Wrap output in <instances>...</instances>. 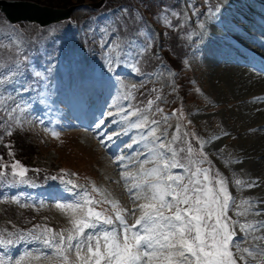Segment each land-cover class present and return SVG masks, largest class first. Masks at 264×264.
<instances>
[{"label":"rangeland","instance_id":"rangeland-1","mask_svg":"<svg viewBox=\"0 0 264 264\" xmlns=\"http://www.w3.org/2000/svg\"><path fill=\"white\" fill-rule=\"evenodd\" d=\"M36 1L63 8H67L71 4H78L79 6L81 3H90L89 0ZM100 1L97 0V2ZM135 1L139 2L138 0ZM180 1L183 4L181 16L183 26L189 27L188 30L182 31V39L189 42L192 48L190 56L183 64L182 73L191 78L188 85L189 91L185 93L184 87L180 89L177 86L180 80L176 79L174 71L169 67L158 68L154 73L148 74L151 79L162 84L164 91L167 92L164 103L156 106L163 111L153 110V115L157 117L158 121H163L165 116L169 117L166 124L162 122L159 126L153 125L151 111L143 114L140 113L138 119L144 115L148 118L142 129H130L128 127L130 123L134 122V116L127 114L126 120L121 121L119 119L124 115L129 99L133 96L136 98V93L132 95V90L134 88L143 89L146 85L142 83V75H138L130 69L120 67L119 64L111 72L109 70L105 72L99 67L98 63L91 58L92 52L95 49L101 50L98 46L99 39L86 42L84 40L83 42L86 43V46L82 43L69 50L71 53L70 57L77 63L75 69L70 64L66 68H62L58 58L55 56L50 57V54L47 58L52 64L28 66V69L32 71L31 79L26 73L22 61L0 69V75H3L13 68V66H19V70L15 76H7L3 81H0V115L8 114L9 118L14 122L20 120L22 126L19 127L25 129L28 136L27 140L31 142L37 155L32 161H36L39 166L36 168L38 172L42 171L44 173V177L41 180L45 179V183L43 184H33L27 181V179L24 182L6 185L0 190V228L1 226L8 227L7 224L9 222L13 224L10 215L18 218L20 222H28L34 212L36 215H43L42 224H39L31 232H28L23 240L18 238L19 235L17 233H15L14 237H3L0 235V241L5 242L0 243V256L5 258V264H84V259L90 256V253L81 252L80 257H77L74 252H66L65 255L68 256L67 262L60 259L54 243L63 237L64 243L67 244L69 236L72 237V243L75 244L77 239H83L86 235L96 234L100 237L101 241L100 252L101 254L105 253L107 249L103 243L104 231L98 228V226L83 228L82 233L78 230L77 221L88 219L91 223L97 225V220L89 218L86 214L88 203L93 207L94 211L104 214L103 219L110 217L113 220L115 215H120L124 217L127 224L132 228L131 224L143 214L144 210L140 206L153 203L152 200L144 199L143 196H139L133 202L132 193H138L139 189L157 183L158 176L160 175L157 171H153L157 169L158 165L151 159L152 149L147 141L154 142L156 137L163 138L165 130H167V140L165 141L164 149H160V151L165 152L166 156H170L171 153H167L166 150L171 146L176 152L175 158L180 162L182 153L177 148L181 141L184 142L185 127L177 118L175 110L178 108L179 100L182 98L181 93L186 95L183 102V108L187 111L186 121L189 125L195 127L203 148L208 154L207 164L201 168L208 170V180H203L204 173L198 171L201 170L199 169L201 165L194 163L192 157L187 162H180L186 166L185 171L181 173L182 176L187 181L189 176L196 173L194 179H200L213 190L219 189L220 182L223 181L224 188L236 200L237 205L233 207L231 201H229L228 208L224 210L227 218L230 221L238 220L241 225L246 221L256 219L253 214V209H255L253 202L257 198L259 201H262L264 196V172L262 171L264 167V121L263 115L260 117L262 121H253V119L256 116L257 107H260L255 104L263 100V94L254 95L246 99L240 98L249 93V89L254 86L258 77L263 78V76L260 75V72L258 74L256 71H252V67H245L241 63L235 64V61H233V58L237 59L240 57L238 55H243L241 51L246 56L248 55L241 47H239L240 52L233 49L237 47L235 44L237 38L230 36L227 38L220 30L223 29L222 26H226L236 36L240 35L235 26L241 24V22L234 20L235 23L232 26L230 24L233 21V16L237 15L229 14L232 13V8H230L226 17L223 16V10L226 7L225 0ZM231 1L235 2L233 7H247L242 2L248 0H226V3ZM260 1L264 2V0ZM127 2L132 1L104 0L103 4L96 7L103 9L100 10V13L97 12L99 13L97 16H95L93 11H87L86 8L79 6L73 11V16L69 19L68 23L66 22L63 25L62 30L76 32L77 36H80V42H82L83 39L90 36V31L93 30V25H95L94 32H104L103 37L106 41H114L124 49L132 40L136 41V38H133L132 35L137 37L138 33L142 31L144 35H139L141 41L140 43H135L134 51L144 48L151 39L154 46L148 49V53L144 58L149 53L154 56V48L159 39H156L155 43L154 35L145 24L141 23L140 18H132L139 16L132 10H128L127 16L126 14L122 15L119 13L116 17L118 11H121L123 8L122 4ZM107 3L112 4L106 6ZM243 11L244 16H246L244 8ZM252 11L255 14V17H251L252 22L248 25L244 24L246 29L249 27L250 35L242 37L244 40L253 41L249 43L250 45H247L248 47L253 45L257 52L264 55V11L263 8L256 9V11L251 9L247 15H252ZM175 14V10H167L155 20L157 22L155 24H157L158 30L161 32L160 38L164 37L163 46L166 43L171 45L178 33V29L175 33L173 29H167L171 26ZM238 15L242 16V14ZM222 17L224 18L222 19L223 21L221 20L222 26H220L218 19ZM113 18H115V22L109 23L108 21H111ZM2 20L3 16L0 13V23ZM201 24L204 25L203 28L200 27ZM215 25H218L221 33L212 31ZM50 26H46L47 32L41 39L47 40L51 38L54 28ZM164 26H166L165 30L162 29ZM33 27L28 25L24 30L31 31ZM210 27L212 32L210 31ZM115 29L120 30L113 32ZM119 32H129L131 35L119 37L117 36ZM84 33L87 36H84ZM3 38L8 44H17L21 48L25 46L24 38L18 34L6 32ZM73 39L70 37L69 40ZM243 42L244 44L240 43L242 46L248 44L245 41ZM53 47L55 46L46 45L45 48L50 53ZM114 49H112L111 53H113ZM116 50L118 51V49ZM232 52L237 56H233ZM5 54V51L2 52L0 59H4ZM108 54L110 55V53ZM116 54L114 53V55ZM248 58L252 57L248 56ZM147 59L149 61L152 60L151 56ZM253 59L260 61L255 58ZM243 61H246V58L241 57L240 62ZM29 63L30 60L27 61V64ZM261 64L263 66V63ZM106 65L107 63L104 59L103 66ZM237 65L239 66L237 67ZM238 68L242 70L250 69L248 73H243ZM252 69L254 70V68ZM99 70L102 71V75ZM97 71H99L100 75H98V79L102 78L101 91L98 92L96 85L92 84L89 87V93L85 94L82 78L93 76ZM37 72L41 73V76H35L34 74ZM93 79V77H90L89 81H93ZM29 84L34 85L38 89L42 100L45 102L44 106L48 110L47 117L49 119L41 115L43 107L41 108L30 102V100H33V91L30 89ZM133 85L135 87H132ZM56 87H60L62 93L61 91H55ZM198 89L199 91H197ZM53 92L52 96L54 97L50 99L49 96ZM96 95H99L97 99L99 100V104L96 107L98 121L103 119L104 125L108 120V113L111 112L114 115L109 120L113 121L110 128L107 126L96 133H85L69 125L68 127H59L58 123L60 119L63 118L69 122L67 118H69L71 106L84 104L92 108L96 103H92L90 99ZM55 98H63L65 104L62 106L55 105L53 103ZM252 100H254V103ZM122 107L124 108L123 112L120 111ZM102 113L106 115L101 116ZM48 120L51 122H48ZM236 122H238V125H241L240 128H237ZM99 125L102 126L101 124ZM243 127L247 128L243 129ZM116 128H122L127 134H130L131 140H125L127 134H121L123 138H115L109 141L105 134L111 129L114 131ZM151 128H155L156 130L147 136V141L135 142L141 140V132L148 133ZM231 128L232 132L228 133L222 139L220 145L216 146L217 134L222 130H225L224 132L226 133ZM98 137H101V143H96L95 140H98ZM173 137L176 139L173 140ZM104 140H107L106 145L102 143ZM117 141H123L124 145L121 149L125 152L130 142L132 144L136 143L138 150L129 154V156L135 153H139L140 156L138 158L135 157L133 162L123 160L124 162L121 163V156L117 157L121 149L115 154V157L107 149V146H112ZM254 149L255 152H252ZM144 153L145 156L142 158V154ZM245 154L250 156V160L240 163L243 161L239 160L238 157L241 155L240 157L245 159L246 156H243ZM254 154L260 161H257L255 157V160L252 159ZM146 155L149 158V162L141 163V161L145 160ZM126 158L125 160H128L127 156ZM7 160H14V156L8 157ZM159 167H163V164L159 165ZM72 169L78 170L80 173ZM212 171L218 177L217 187L210 181V173ZM179 172H181L180 168L171 169L172 174ZM254 176H259V178H256L259 186L248 188L247 185L253 181L252 178ZM236 180H240L241 183L237 185L235 183ZM57 194L61 196H56ZM222 195L223 193H221ZM77 205H82V207H77ZM25 212H29L27 213L29 216L21 218V215ZM165 214L172 215L173 212L166 211ZM251 227L252 225L249 224L248 228L250 229ZM49 228H52L56 234L49 236ZM118 230L117 239L119 242L122 233ZM9 231V229L5 230V232ZM239 233L242 234L239 235ZM246 235H248V231L242 232L240 226H237L234 240L242 243ZM36 237H39V239ZM45 238L49 240L55 238V240H53V243L46 244L44 242ZM9 239L12 240V244L10 245L6 243ZM94 259L95 257H93ZM101 264H105V262L102 260ZM151 264H163V261L153 257ZM238 264H242V262H238Z\"/></svg>","mask_w":264,"mask_h":264},{"label":"snow or ice","instance_id":"snow-or-ice-1","mask_svg":"<svg viewBox=\"0 0 264 264\" xmlns=\"http://www.w3.org/2000/svg\"><path fill=\"white\" fill-rule=\"evenodd\" d=\"M121 12L127 14L128 9L122 8ZM132 18L139 19V17ZM200 27L203 28L204 25L201 24ZM138 34L144 35L142 31ZM135 43V40H132L125 52L121 45L116 44L114 41H106L103 36L100 37L98 46L106 53L105 60L110 72L118 64H123L126 58L136 61L144 52L154 46L150 39L144 48L134 52ZM113 48L118 49L117 54L109 55L108 53H111ZM18 70V65L13 66L8 72L0 75V81H3L7 76H15ZM34 75L39 77L41 73L37 72ZM132 87H135V85ZM260 102L264 103V100ZM120 111L123 112L124 108L122 107ZM137 111H131L128 115L135 116ZM157 111L162 112L163 110L157 108ZM109 115H112V113L110 112ZM119 119L121 121L126 120L127 115H123ZM147 119V116L144 115L130 123L128 127L130 129H142ZM168 119L169 117L165 116L163 121L153 120L152 124L155 126H159L162 122L166 124ZM112 122L109 121V123ZM98 123L103 125V119ZM155 130V128H151L148 133L141 132V140L135 142L147 141V136L154 133ZM114 134L121 135L127 134V132L122 128H116ZM114 134L109 133L107 139L112 140ZM6 135H13L11 128L8 129ZM224 135L228 134L224 133ZM133 139L135 140V138ZM175 139L173 137V140ZM166 140L167 130H165L163 138L156 137L154 142L147 141L152 149L151 159L158 165L157 169L153 170L160 174L158 182L139 189L138 193H132L133 202L139 196L153 201L152 204L140 206L144 211L141 217L136 220V225L143 228V233L140 228L135 226L130 228L124 217L117 215L120 224L118 231L122 233L119 242L117 230L105 231L103 233V243L107 251L101 254V241L96 234L77 239L75 244L72 243L71 236L68 237L67 244L64 243L63 237H61L60 240L54 243L61 260L67 262L66 252H74L77 257H80L81 252H86L91 255L86 259L81 258L84 259V264H101L102 260L105 264H151L153 257L163 261V264H238V262H242V264H264V218L246 221L243 225L238 220L230 221L224 210L228 208L229 201H231L233 207L237 205L236 200L224 188L223 181L220 182V188L216 190L209 188L200 179H194L196 173H193L185 181L181 173L185 171L186 166L175 158L176 152L171 146L166 150L167 153H171L170 156H166L165 152L160 151V149H164ZM102 143H105V141H102ZM128 146L131 147L132 143L130 142ZM188 151L190 152L191 149L189 148ZM120 159L125 160L127 158L121 157ZM147 162H149V158L146 155L145 160L141 163ZM161 164H163V167H159ZM18 165L19 162H16L13 169ZM174 168H180L181 172L172 174L171 169ZM188 170L190 171V169ZM198 171L204 173L203 180L207 181L208 170L201 169ZM25 172L26 169L18 174L13 172V175H19L23 178ZM235 183L239 185L241 181L236 180ZM258 186L257 181H251L247 185L248 188ZM221 193H223L222 196ZM260 205H264V201L257 202V207L253 209L254 217H264V208H261ZM77 207H82V205H77ZM173 209L175 211L172 215L165 214L166 211L172 212ZM88 214L94 216L97 221L102 216L99 212H93L91 208L88 209ZM76 223L81 233L83 228L98 226L88 219ZM103 223L110 225L113 221L109 217L105 218ZM249 224L252 225L250 229L248 228ZM237 226H240L242 232L248 231V235L244 237L242 243L234 240ZM133 228L135 230H132ZM18 238L25 239L23 235L18 236ZM36 238L39 239V237ZM53 240L55 238H52V240L45 239L44 242L50 244L53 243ZM0 243L5 242L0 241ZM6 243L8 245L12 244V240L9 239ZM93 257H95L94 260ZM0 264H5L3 256H0Z\"/></svg>","mask_w":264,"mask_h":264},{"label":"trees","instance_id":"trees-1","mask_svg":"<svg viewBox=\"0 0 264 264\" xmlns=\"http://www.w3.org/2000/svg\"><path fill=\"white\" fill-rule=\"evenodd\" d=\"M82 1V0H80ZM78 1V2H80ZM89 1H97V0H89ZM43 3V2H42ZM112 3H107V5H111ZM142 5L145 8V12L151 16H157L161 13H163L166 8L173 7L180 10V6L177 2H174V0H142ZM98 11V10H96ZM128 15V13H127ZM126 15V16H127ZM7 22H1L0 25H11ZM65 23L61 22L58 24H54L53 27L54 30L51 33V38H48L47 40L41 39V37L46 34V27H41L38 24L35 23H19L13 26L17 32H19L21 35H23L27 42V50L20 54L17 49L11 46H6L4 43H0V58L2 55V52H6L4 59H0V65L1 63H9L14 60H16L18 57H23L27 61L30 60V63L26 65H32L35 66L37 64L45 63L47 61V57L49 56L48 49H46V45L55 46L53 48H60L64 49V37H57L59 34H61V27H63ZM34 26L33 30L31 31H25L24 29L26 26ZM62 25V26H61ZM64 36V35H62ZM62 44V45H61ZM175 44L174 39L169 48ZM69 46V45H68ZM66 47V50L68 48ZM168 48V49H169ZM171 52L173 53V56H171V60H173L174 63L181 62L182 59H179L177 55L174 53L173 49L170 48ZM59 51H53L51 54H59ZM65 57V56H64ZM177 66V65H176ZM155 87L154 84H151L149 87L142 90L140 93V101L141 103H144V99H146V104L148 102L147 97L154 98L155 95ZM1 125L7 123V120L5 118L1 117ZM20 125L16 122H11L7 125V128H11L13 131V135L11 136H4V142L0 143V181L1 179L6 180H16V179H23L27 177H32L33 179L40 178L41 173L38 172L36 169L39 167L36 163V161H32L33 158L37 157L36 153L34 152V148L31 144V142H28V136L23 127H19ZM14 156V160H7V158H11ZM16 162H19V165L13 169V165L16 164ZM22 166V167H21ZM25 175L23 178H21L19 175H13V172L20 173L21 171L25 170ZM17 224H20V222H17Z\"/></svg>","mask_w":264,"mask_h":264},{"label":"bare ground","instance_id":"bare-ground-1","mask_svg":"<svg viewBox=\"0 0 264 264\" xmlns=\"http://www.w3.org/2000/svg\"><path fill=\"white\" fill-rule=\"evenodd\" d=\"M248 1H250L249 3H251V5H249L250 7H252V5H257L258 3L256 2V1H253V0H248ZM234 3L235 2H229V3H226V7L224 8V12H225V14L226 13H228L229 12V10H230V8H232L233 6H234ZM263 3L260 1V3H259V5L261 6ZM262 7H263V5H262ZM244 9H245V15H247V13L249 12V11H251V8H249L248 6L247 7H243ZM252 15H255L254 14V12L252 11ZM235 17V19L237 18V20H242V22H246V21H250V19H249V17H248V15H247V17L246 16H244V13L242 14V16L241 15H236V16H234ZM223 21V20H222ZM222 21H221V24H222ZM224 22H226L225 20H224ZM241 22V23H242ZM216 24V23H215ZM234 26V25H233ZM217 27V28H216ZM219 27H218V25L216 26L215 25V27H213L212 28V31H215L216 33H221V31H219V29H218ZM235 28L237 29V31L239 32V34L241 35V36H249L250 34H249V27L246 29L245 27H244V25L243 24H239V25H236L235 26ZM231 29V28H230ZM234 30V29H233ZM249 34V35H248ZM227 39V38H226ZM234 40V39H233ZM235 41V40H234ZM240 42L241 41H239L238 40V38H237V41H235V44H236V46L237 47H241V49H243V50H245L246 52H247V55L249 56V57H252V58H248V59H251V61H250V63H253V64H255L256 65V62H259L260 63V61H261V63H263V66H262V64L260 63V66H261V69L262 70H264V55L263 54H260L259 52H257V50L255 49V46H242L241 44H240ZM253 42V41H252ZM255 44V43H254ZM244 53V52H243ZM236 57V56H235ZM239 57V56H238ZM240 58L241 57H239V58H237V59H235V62H237V63H242V62H240ZM245 58V57H244ZM253 58H255V59H257V60H260V61H255ZM247 59V58H246ZM241 60H244V59H241ZM243 62H247V61H243ZM240 65V64H239ZM238 67V66H237ZM236 67V68H237ZM241 67V66H240ZM241 68H245V67H241ZM246 69V68H245ZM249 69L250 68H248V70H242V69H239L238 68V70L240 71V72H243V73H248L249 72ZM251 70L252 71H254L255 72V70H253L252 68H251ZM251 71V72H252ZM253 73V72H252ZM258 77V76H257ZM259 94H263V100H264V76H263V78H261V77H258V80L256 81V83L254 84V86L253 87H251L250 89H249V93H247V95H245L244 97H241L240 99H246V98H249V97H252V96H254V95H259ZM255 105H258V106H260V107H257V109H256V116H255V118L253 119V121H255V120H261L262 121V119L260 118L262 115H263V121H264V103H262V102H260V103H258V104H255ZM101 117V116H100ZM236 125L238 126L237 128H240V126L241 125H238V122H236ZM248 127V126H247ZM247 127H243V129H245V128H247ZM233 128V127H232ZM234 129V128H233ZM225 133V132H224ZM222 139H223V137L222 138H220V137H218L217 139H216V146H218V145H220V143H221V141H222ZM263 146H264V144H263ZM215 147V146H214ZM252 152H255V149H254V151H252ZM255 154H257V153H255ZM253 155L252 156V158H256V160L257 161H260L259 160V158L256 156V155ZM238 156V155H237ZM236 156V157H237ZM241 156V155H240ZM238 157L239 158V160H241V161H248V160H250V156H248V155H243L244 157L246 156V158L245 159H242V157ZM258 163H260V164H262L261 162H258ZM264 163V162H263ZM264 165V164H263ZM262 169V168H261ZM263 169H264V167H263ZM262 169V171L264 172V170ZM263 182H264V179H263ZM263 201H264V198H263ZM254 206L255 207H257V202L254 204ZM260 207L261 208H264V205H260ZM262 218H264V217H258V219H262Z\"/></svg>","mask_w":264,"mask_h":264},{"label":"water","instance_id":"water-1","mask_svg":"<svg viewBox=\"0 0 264 264\" xmlns=\"http://www.w3.org/2000/svg\"><path fill=\"white\" fill-rule=\"evenodd\" d=\"M77 5L59 8L33 0H0V10L13 22L29 21L46 26L71 17Z\"/></svg>","mask_w":264,"mask_h":264}]
</instances>
